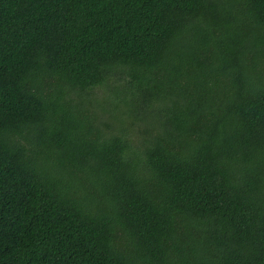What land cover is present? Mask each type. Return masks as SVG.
Returning a JSON list of instances; mask_svg holds the SVG:
<instances>
[{
    "label": "trees",
    "instance_id": "trees-1",
    "mask_svg": "<svg viewBox=\"0 0 264 264\" xmlns=\"http://www.w3.org/2000/svg\"><path fill=\"white\" fill-rule=\"evenodd\" d=\"M0 264H264V0H0Z\"/></svg>",
    "mask_w": 264,
    "mask_h": 264
}]
</instances>
